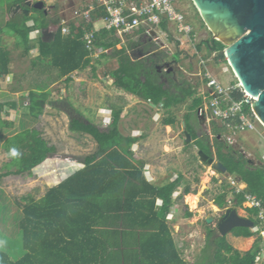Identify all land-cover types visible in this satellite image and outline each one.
I'll list each match as a JSON object with an SVG mask.
<instances>
[{"label":"trees","instance_id":"1","mask_svg":"<svg viewBox=\"0 0 264 264\" xmlns=\"http://www.w3.org/2000/svg\"><path fill=\"white\" fill-rule=\"evenodd\" d=\"M18 1L20 0H15V2ZM24 13L25 11H23V15H25ZM31 19H34L32 15L27 16L23 19L20 28H17L18 34L22 36L25 43L24 53L28 54L32 49L38 47L40 51L38 60H47L57 70L58 80L64 78L67 83L71 82L72 73L95 65L92 63L94 57L91 56V52L83 40V23L77 25L71 22L69 35L63 34L62 29L59 28L50 40L38 37V42L36 41L37 43L34 45L31 33L37 29L47 28L49 23L45 17L43 22L39 23L36 20L34 25L29 26L27 23ZM161 25L163 29H167L165 22ZM91 26L88 25V27ZM141 40L143 42L146 40L145 42L150 43V46L140 51V56L143 58L134 60L128 52V46L124 45L118 49L117 46L121 40L112 32L105 29L99 31L96 34L95 47L105 50L101 54L102 57L106 61H111L113 57L117 58L118 56L117 60L107 64L109 67L103 72L104 75L109 76L120 89L160 106L168 112H172V109L178 108L189 99L192 101L190 111L196 112L203 101L202 98L197 97V89L192 82L176 85L179 90L172 92L165 82L161 81L163 67L160 69L156 60H151L152 63H148L146 59L147 56L155 52L152 47L154 44L151 43L153 41L150 38H145L144 35ZM21 43L19 42L20 47L22 44L24 45ZM137 45H139L138 42L133 41L130 43V48L133 49ZM203 48L209 53L220 51L221 53L218 55L222 58L225 57L223 51L226 45L217 39L211 37L202 40L197 45V52H201ZM1 56L0 77H5L9 73L10 57L7 52H3ZM136 57L139 56L136 55ZM164 68L168 69L166 72L169 73L168 76L173 74V70L169 67ZM45 87L40 90H31L28 112H25L21 118V129L19 126L15 127L12 121L2 122L0 116V124L3 123L4 128L9 129L8 133H12L9 136L0 129L1 144H4L11 157V161L6 166L15 167V169L9 167L10 170L2 174L4 176L31 173L55 151V147L49 145L40 130L30 127V124L43 114L44 102L48 97ZM240 96L241 94L237 93L235 97L240 98ZM6 104L18 107V104L13 101L0 104V109L2 110ZM250 109L248 107L247 111H251ZM112 112L110 129L107 131L102 130L91 119L71 118L70 130L91 135L97 141L99 150L85 158L84 167L76 170L58 185L51 187L42 198L36 200L30 196L26 197L27 203L19 212L21 219L15 221L17 222L15 231L18 235L22 234L23 250L16 257H12L9 251L0 248V264H100L98 261L101 255H104L103 264H109V257L114 256L118 250L105 248L104 252L100 251V245L109 237L106 238L108 235H104V230L100 229L97 223L99 220H106L110 225L125 215L131 218L128 214L124 213L122 216L120 213L130 208L133 197L136 199L141 196V200L135 202V205L133 204L131 207L142 206L141 216L153 224L152 226L155 225L157 218L156 200L161 198L163 200L161 207L163 220L167 219V213L173 204V195L181 186L183 176H178L166 186L150 184L142 169L133 159L132 147L139 138L131 135L126 136L120 131L118 124L122 116V108L113 109ZM190 118L191 115L187 114L186 129L199 150H203L210 156H215L216 153L218 160L227 166L228 173L235 175L248 185L243 193L234 195L233 206L242 207L244 205L245 193H252L264 202V164L255 165L253 160L244 154L238 155V152L233 149L234 146L230 145L225 138L223 139L222 132L226 131L223 124L219 126L213 121L214 137L211 141L210 135L201 136L198 134ZM164 123L175 124V116L170 115L168 119L164 120ZM4 139L5 143H3ZM13 149L17 151L18 155H12ZM139 162L143 164L142 161L139 160ZM219 173L221 172L219 171ZM230 191L232 193V190ZM230 191L223 186V190L215 198V204L220 208L229 206ZM189 193H192V189L187 186L179 198L182 199ZM123 197L126 200L124 203L120 201ZM247 210L250 213V218L255 221V226L260 225L257 210L253 208H247ZM132 213V216H137L136 212L132 211ZM187 215L192 216L193 214L188 211ZM160 221L162 222V220ZM162 224L166 227L165 222ZM215 232L210 228L208 238L214 236ZM232 232L235 236L250 237L254 235L253 228L250 227H238ZM156 237H160V235H149L146 240L144 236L141 238L140 250L136 254L139 262L144 264L147 262L145 258L149 257L147 255H151V251L143 249L144 246L161 244L162 250L158 253V260L168 257V264H188L177 251L169 229L168 246L171 249L168 248V251L164 240H157ZM214 242V245L208 242L203 251L202 258L208 262L206 264H256L258 256L262 253L259 242L245 253L234 249L227 241L226 236L219 233ZM139 262L138 264H140ZM152 262H156V260Z\"/></svg>","mask_w":264,"mask_h":264},{"label":"rangeland","instance_id":"2","mask_svg":"<svg viewBox=\"0 0 264 264\" xmlns=\"http://www.w3.org/2000/svg\"><path fill=\"white\" fill-rule=\"evenodd\" d=\"M43 1L48 7L47 20L51 26L50 28L48 26L40 35L43 36L44 40H50L53 37L58 26V17L71 21L74 18L73 10L84 4V0ZM14 2L15 0H0V57H2L3 52H7L10 59L12 58V60L9 59L8 66L10 74L0 77V104L15 101L18 107L6 104L2 110L0 109L1 120L2 122L12 121L15 127L19 126L21 129V118L25 112H28L31 90H40V88L48 85L45 87L48 97L44 102L43 114L39 119L33 121L30 127L40 130L49 145L55 147V151L49 155L46 161L35 167L31 173L4 176L2 174L10 168L15 169V167L6 166L11 161V157L8 155L4 144H1L0 138L1 250L9 251L12 257H16L23 250L22 234L18 235L15 231L17 230V222L15 221L21 219L19 212L27 203L26 197L30 196L36 200L42 198L51 187L58 185L76 170L82 168L87 156L99 150L97 141L91 135L70 130L71 118L91 119L102 130L107 131L110 129L112 111L116 108H124V122L121 124L120 119L118 124L124 134H133L131 129L137 126L142 129V132H145V135L150 137L141 146L142 150H145L144 157L146 160L144 161H149L151 165L157 166L159 171L162 170V167V171H168L173 166H177L173 170L182 173L186 186H191L192 192L198 194L199 200L195 204L197 208L193 209L194 207L190 205L188 207V210L193 212V215L195 214L194 218L190 219L189 226L201 223V230L204 234L208 233L210 228L215 230L216 234L208 238L209 241L207 240L210 243L214 242L218 233L220 234L218 230L219 220L225 209L230 206L228 204L229 206L219 209V206L215 204V198L223 190V186L229 191L232 190L229 183L230 179L225 174L219 173L211 165L203 163L198 155L199 149L195 147L194 143L185 146L186 128L184 122L187 114H190V121L194 124L198 134L201 136L210 135L211 141L214 137L213 121L219 126L222 125L221 122L213 118L211 111L204 116L196 115L197 110L196 112L190 111L191 99L178 108L172 109V112L151 105L149 102L146 103L147 101L140 98V101H138L139 99H132L127 91L117 87L112 79L103 73L109 67L107 64L117 60L118 56L117 58L113 57L111 61H106L102 55L94 57L92 63L95 64V67L89 66L74 73L71 82L67 83L64 78L58 80L57 70L47 60H38L40 56L38 48L35 47L28 54L24 53L25 43L22 36L18 34L17 28H20L23 19L28 16L26 13L23 15V11L29 9L19 10L18 7L14 6ZM179 3L187 21L194 28V35L192 41L184 38L181 42L175 41L174 36V38L171 35L168 37V32L163 34L158 32V35L161 36L160 41L158 43L150 41L154 44L152 47L155 52L152 55L148 54L146 59L148 63L151 60H156L157 65L161 67L160 69L163 67L161 81L165 82L166 86L168 84L167 87L172 92L179 90L176 85L185 84L190 80L192 82L199 81L200 78L195 75L205 67V64L201 63L200 56L202 55V58L206 60L209 72H212L223 84L237 83L236 74L226 57L227 46L223 51L225 56L223 58L218 55L221 53L220 51L209 53L205 48L198 54L196 53L198 51L197 45L202 40L214 38V36L205 25L192 0H179ZM31 15L35 22L37 20L40 23V21H44L46 11L34 9L29 13V16ZM27 24L31 26L33 22L29 20ZM35 33L37 32L33 31L31 34L34 45L38 42L35 39ZM171 33L173 35V32ZM141 38L140 36L135 39L130 38L117 47L120 49L121 46H128V52L133 59H141L143 56H140V51L150 46V43L145 42L147 39L143 42ZM132 40L139 44L133 49L130 48ZM19 42L24 43V45L21 43L23 48L20 47ZM10 62H12V67ZM164 67L173 70V74L168 76L169 73H166ZM170 115L175 116L176 123L166 130L164 120L168 119ZM0 129L4 131L3 133L11 136L12 133H8L9 129H5L3 123L0 124ZM222 133L224 139L225 133ZM3 143H5V139ZM180 144L185 146L183 151L181 150L183 156H180ZM233 149L238 152V155L244 154L247 158L252 159L255 165H261L260 157L264 151V125L258 122L256 130L238 134L237 144L234 145ZM188 154L190 156H186ZM214 155L217 158L216 153ZM213 205H216L218 209L215 210ZM236 208L241 216L250 218V213L245 205ZM209 215L214 217L211 223L206 221ZM198 218L201 220L197 221ZM253 232L255 236L253 242L255 244L259 242L260 245L264 244V237L256 231V227L253 228ZM197 238L200 244L206 241L204 236ZM262 248L264 249V245ZM260 263L264 264V253Z\"/></svg>","mask_w":264,"mask_h":264},{"label":"built area","instance_id":"3","mask_svg":"<svg viewBox=\"0 0 264 264\" xmlns=\"http://www.w3.org/2000/svg\"><path fill=\"white\" fill-rule=\"evenodd\" d=\"M179 4V0H87L73 10V20L57 18L56 29L61 28L63 34L69 35L71 22L77 25L83 23V40L93 57H99L105 52L103 48L95 47L96 34L102 29L112 32L121 43L143 35L158 43L161 39L158 32H168V37L174 36L175 41L183 42L184 38L192 41L194 28L187 21ZM163 22L167 24V29H163ZM200 57L201 63L205 64L204 69L195 75L200 80H190L197 89V97L203 101L197 108V114L204 116L211 111L213 118L225 126V139L234 146L237 144L238 134L256 130L258 122L263 124L252 108L253 102L258 98L248 93L239 80L235 84H223L209 72L206 60L202 55ZM237 93L241 94L240 98L235 97ZM248 107L251 111H247ZM260 161L264 164V151ZM227 176L232 188L229 205L233 206L234 195L243 193L245 188H242L236 176L226 173ZM245 198L246 208L257 210L260 225L255 226L256 231L264 237V202L251 193H245Z\"/></svg>","mask_w":264,"mask_h":264},{"label":"crops","instance_id":"4","mask_svg":"<svg viewBox=\"0 0 264 264\" xmlns=\"http://www.w3.org/2000/svg\"><path fill=\"white\" fill-rule=\"evenodd\" d=\"M86 1L87 0H84V3ZM40 31L42 33L43 29H40ZM12 62L10 63L11 67H12ZM167 71H168V69H167ZM8 74H10V73H8ZM167 86H168V84H167ZM129 95L134 100L135 99L138 100L140 98L137 95H134L131 93H129ZM140 99L138 101H140ZM146 103H148V102H146ZM149 103L151 105L157 106L151 102H149ZM124 114L125 113H124V108H123L122 109V116H121V124L124 122L123 121V115ZM196 115H198V114H196ZM125 119H128V118H125ZM221 124H222V122H221ZM165 125H166L165 126L166 130L168 129V127L174 126V124H172V125L165 124ZM184 126L186 128V120L184 122ZM119 129L122 132L121 127H119ZM131 131L133 132V134L126 135L123 132L122 133L126 136L131 135L133 137L139 138L137 140V142L132 147V150L134 152L133 159L135 160L134 162L140 167V169H142L145 178L147 179V181L150 184H152L154 186H166L169 183L173 182L178 176H182V173H177V171L173 170L174 168H177V166H173L171 168V170H168V171L167 170L162 171L163 170V167H162L161 168L162 172H161V171L157 170V166L151 165V163H149V161L145 162L144 161V160H146V158L144 157L145 150H142L141 146L144 145V141L149 140L150 137L145 135V132L144 131L142 132V129H140L137 126L133 127L131 129ZM187 132L188 131L186 129L185 146H186V144L189 145V144H193L195 142L192 139L191 143H187ZM167 134H168V132L166 133V135ZM179 146H180L179 152L181 153L180 156H183L184 154H183V152H181V150L183 151L185 146H183L181 144ZM195 147L198 148L197 145H195ZM170 156H172V154H170ZM186 156H190V154H188ZM192 157H193V155H192ZM179 158H181V157H179ZM139 160L142 161L143 164H141L139 162ZM260 160H261V157H260ZM152 167H153V169H151ZM225 175H226V173H225ZM238 180L240 181L241 185H243V184L245 185V189H246L248 186L247 183L242 182L240 179H238ZM187 186H189V185H187ZM187 186H186L184 178H183L181 186L178 187L177 191L173 195V204L171 206L169 213H167V219L166 220H163L162 210H161V207L163 205V200L161 198H158L156 200L155 210L157 212V218L155 220L154 226H152L153 224H150V222H148V220H146V218L141 216L142 206L131 207L133 204L135 205V202H137L138 200H141V196H139L136 199H135V197H133L132 198L133 199L132 205L131 206L128 205V206H130V208L125 209L126 212L123 210L120 213V214H122V216L124 213L128 214V216H130L131 218H129L125 215L122 218L116 219V221L110 225L107 223L106 220H99V223H97L98 227L100 229L104 230V235L105 234L108 235V236H106V238L109 237L108 240H110V237H111V240L109 242H107L108 240H105V242L102 245H100L101 246L100 251L104 252L105 248L109 249V250H111V248L118 250L114 256L109 257V264H138L139 259L136 256V254H138V250H140V243H141L140 240L143 236L145 237L144 239L146 240L149 235H153V234L156 236L160 235V237H156V239L157 240L163 239L165 242L164 245L166 247V250L168 251V248L171 249L170 246H168V229L171 232V235H172V238L174 241V245H175L177 251L179 252L181 257L186 262H188V264H206V263H208L207 261H204V259L202 258L203 257V251L205 250L206 245L208 244V242H207L208 233L206 232L204 234L202 232L201 223L200 224L198 223L195 226L194 225L189 226L190 219L194 218L193 216H195V214L192 216L187 215V212L189 211L188 210L189 205L191 207H194L193 209L197 208V205H196V207L192 206V204L189 202V198H188L190 195H196V194L195 193L193 194V192H192V193L185 195L184 198H182V199L179 198L181 196V194H183V191ZM182 187H184V189H182ZM198 200H199V197H198ZM120 201L123 203L126 202L125 197H123L122 200H120ZM217 206L213 205L215 210L218 209ZM208 207H209V205H208ZM229 207H232V206H229ZM131 208H132V210H130ZM210 209H211V206H210ZM219 209H220V207H219ZM132 211L136 212L137 216H134V215L132 216V214H133ZM201 212L204 213L203 211H201ZM118 217H120V216H118ZM160 220H162V222L166 223V227L163 226V224ZM200 220L201 219L198 218L197 221H200ZM185 226H187L188 228H186ZM220 235H221V233H220ZM198 236L200 238H203V236L206 237V241L203 244H200L198 242V238H197ZM254 237H255L254 235L250 236V237L235 236L233 234V232L226 235L227 241L234 247V249L240 251L241 253H245L254 247V245H255V242H253ZM210 244L214 245L215 242H212ZM263 245L264 244H262L260 246L263 247ZM161 247H162L161 244H155V246H150V245L144 246L143 249H148L149 251H151V255H147L149 257L145 258L147 262H144V264H168V260H167L168 257H167V259L162 258V259L158 260V253H160V251L162 250ZM262 247H261L262 253L258 256L256 264H261L260 261L262 260L263 253H264V249ZM103 256L104 255L100 256L98 263L103 264ZM153 260H156V262H152ZM139 263L143 264L142 262H139Z\"/></svg>","mask_w":264,"mask_h":264},{"label":"water","instance_id":"5","mask_svg":"<svg viewBox=\"0 0 264 264\" xmlns=\"http://www.w3.org/2000/svg\"><path fill=\"white\" fill-rule=\"evenodd\" d=\"M36 9H43V0H33ZM214 39L224 43L226 57L242 87L257 97L252 108L264 124V0H192ZM26 13H29L26 10ZM219 37V39L217 38ZM192 136L187 132V143ZM203 163L221 173H228L227 166L215 156L199 150ZM214 220L212 215L207 223ZM255 221L241 216L236 207L225 209L218 223V230L226 236L238 227L254 228Z\"/></svg>","mask_w":264,"mask_h":264},{"label":"clouds","instance_id":"6","mask_svg":"<svg viewBox=\"0 0 264 264\" xmlns=\"http://www.w3.org/2000/svg\"><path fill=\"white\" fill-rule=\"evenodd\" d=\"M35 10H41V11H46V17L49 15V13H48V7H47V4H46V2H45V6H44V8L43 9H35ZM29 11V13L31 12L30 10H28ZM25 13H26V11H25ZM29 13H26L28 16H29ZM33 13V12H32ZM49 18V17H48ZM58 19H59V17H58ZM31 21L33 22V24L32 25H34L35 24V20L34 19H31ZM51 22V21H50ZM58 22V21H57ZM52 23V22H51ZM56 23V22H55ZM58 24V23H57ZM31 25V26H32ZM49 26V28L51 27L50 25H48ZM41 29H43V32H44V30L46 29V28H41ZM59 29V28H58ZM58 29H56L55 31H57ZM34 32H37V33H35V39H37L38 37L39 38H41V37H43V36H40V35H42V33H41V31H40V29H37V30H34ZM33 33V32H32ZM31 33V34H32ZM38 48V47H37ZM167 71V70H166ZM76 72H79V71H75L74 73H76ZM74 73H72L71 74V77H73L72 75H74ZM112 121V120H111ZM111 124V123H110ZM12 155L13 156H16V155H18V153H17V151L15 150V149H13L12 150Z\"/></svg>","mask_w":264,"mask_h":264},{"label":"flooded vegetation","instance_id":"7","mask_svg":"<svg viewBox=\"0 0 264 264\" xmlns=\"http://www.w3.org/2000/svg\"><path fill=\"white\" fill-rule=\"evenodd\" d=\"M14 6L18 7L19 10H24V9H36L35 3L33 0H20L18 2H14ZM30 10V11H33ZM25 11V10H24Z\"/></svg>","mask_w":264,"mask_h":264},{"label":"bare ground","instance_id":"8","mask_svg":"<svg viewBox=\"0 0 264 264\" xmlns=\"http://www.w3.org/2000/svg\"><path fill=\"white\" fill-rule=\"evenodd\" d=\"M217 38L219 39V37L217 36ZM242 188H245V185H242ZM189 202L192 204V206H195L196 202L198 201V195H190L189 197Z\"/></svg>","mask_w":264,"mask_h":264}]
</instances>
